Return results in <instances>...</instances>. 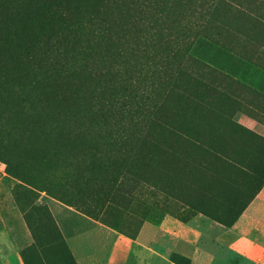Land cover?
Instances as JSON below:
<instances>
[{"label": "rangeland", "instance_id": "1", "mask_svg": "<svg viewBox=\"0 0 264 264\" xmlns=\"http://www.w3.org/2000/svg\"><path fill=\"white\" fill-rule=\"evenodd\" d=\"M255 200L264 224V0H0V264H79L55 204L226 258L202 223Z\"/></svg>", "mask_w": 264, "mask_h": 264}, {"label": "crops", "instance_id": "2", "mask_svg": "<svg viewBox=\"0 0 264 264\" xmlns=\"http://www.w3.org/2000/svg\"><path fill=\"white\" fill-rule=\"evenodd\" d=\"M23 190L25 191L24 188ZM258 201L260 200H255L252 207L230 228L223 227L218 223L215 224L216 226L212 225L208 222L209 219H205L202 223L204 228L201 231L212 238L215 237L221 246H226L233 252L221 259L216 254L197 249L192 261L199 264H264V224L255 219L261 213L253 207V204L261 202ZM13 202L16 200L14 199ZM24 205L25 202H16L17 211L13 210L10 215L11 225H20L18 218L22 217V213L21 216L19 215ZM64 208L66 207L53 205L54 214L62 231L67 235V240L79 264H117L119 262L117 255L121 250L127 252L137 264H155L157 261L167 264L161 259L165 258L164 255L155 247H150L140 241L142 239L150 241L155 238L151 226L149 228L147 225V228L141 232L143 236L133 239L127 235L105 229L96 221L69 207V216L63 217ZM2 210L0 207V246L12 250L15 245H13L10 234L15 231V228L7 227L9 222L3 219ZM95 242L104 243L107 246L102 245V249H100ZM187 249L188 247L184 245L183 253H186ZM15 258L17 259V256Z\"/></svg>", "mask_w": 264, "mask_h": 264}, {"label": "trees", "instance_id": "3", "mask_svg": "<svg viewBox=\"0 0 264 264\" xmlns=\"http://www.w3.org/2000/svg\"><path fill=\"white\" fill-rule=\"evenodd\" d=\"M8 174L10 175V176H12V177H14V178H18V174H17V172L16 171H8Z\"/></svg>", "mask_w": 264, "mask_h": 264}]
</instances>
